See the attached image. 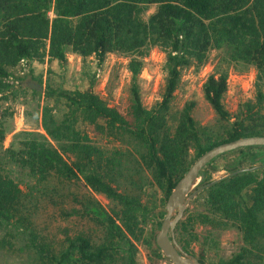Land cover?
<instances>
[{"label": "trees", "instance_id": "1", "mask_svg": "<svg viewBox=\"0 0 264 264\" xmlns=\"http://www.w3.org/2000/svg\"><path fill=\"white\" fill-rule=\"evenodd\" d=\"M151 6L156 11L146 20L144 13ZM153 47L167 55L166 81L162 101L148 109L139 79ZM222 48L233 61L254 66L264 78V0H0V94L10 88V70L24 60L44 63L49 57L67 64L72 52L86 65L95 57L99 67L94 72L85 70L88 83L84 90H49L68 108L66 131L51 123L48 108L44 113L48 135L55 141H67L63 153L35 138L19 150L4 152L8 131L0 123V248L14 247L17 228L28 237L38 264H137L136 242L142 240L152 248L151 258L168 259L157 246L156 235L145 238L142 227L149 221L161 227L166 209L156 213L142 186L124 188L123 170L126 167L130 172L121 162L124 154L92 144L87 128L105 139L134 146L164 194L165 208L176 184L211 148L264 136L262 85L256 84L255 100L243 102L231 113L224 102L229 86L224 71L210 75L202 86L220 120L219 128L200 126L193 116L194 103L177 115L172 112L182 71L204 66L209 52ZM117 52L133 57L129 63L131 98L124 112L111 107L96 89L107 55ZM225 158L222 168L230 174L262 162L264 147L241 148L218 157L204 169V185L214 181L213 173L220 169L215 164ZM13 165L26 172V179L18 177ZM129 178L134 177L130 174ZM80 182L86 190L80 189ZM96 195L111 201L110 212ZM202 196L208 214H196L190 220L233 223L245 243L238 253L218 264H264V168L224 178L203 190ZM50 209L54 217L68 221L79 217L93 223L100 235L73 234L61 226L54 233L49 227L52 223L47 222L38 230L37 218ZM188 223L182 221L177 230L186 231ZM198 259L207 264L204 254Z\"/></svg>", "mask_w": 264, "mask_h": 264}, {"label": "rangeland", "instance_id": "2", "mask_svg": "<svg viewBox=\"0 0 264 264\" xmlns=\"http://www.w3.org/2000/svg\"><path fill=\"white\" fill-rule=\"evenodd\" d=\"M155 11L156 7L151 6L144 13V19L147 20ZM50 16L51 18L55 17L53 11L50 12ZM67 58V64L49 60V57L46 58L44 63L24 60L16 68L10 70L11 76L8 80L10 88L5 93L0 94V123L8 131L3 144L4 152L9 149L19 150L32 138L58 149L61 153L64 152L63 148L67 141L62 138L55 141L48 135L44 128V113L46 108H48L49 119L52 120L51 123L55 122L62 125V129L66 131V126L70 124L66 117L68 108L64 101L58 99L56 95H51L52 93L49 90L50 88H62L64 90H75L78 88L84 90L88 83V77L84 73L85 70L89 72L99 70L98 61L95 57L89 58L87 65L82 57L75 53L69 52ZM132 58L131 55L127 56V54L118 52L108 54L96 87L101 97L111 107H116L120 112L126 110L131 98L132 77L129 71V63ZM166 58L167 55L161 48L153 47L149 55L144 59L145 64L140 75L139 85L143 104L148 109L156 107L163 99L166 81V72L164 70ZM216 71H224L228 74L229 86L227 87L228 91L224 102L231 113H236L243 102L255 100L257 83L262 85L261 89L264 92V78H260L254 66L233 61L226 48L212 49L204 66L198 68L194 65L182 71L180 84L172 101V112L174 115L183 110L187 104L194 103L193 116L200 126L215 127L216 129L221 126L215 111L205 99L204 88L202 87L208 77ZM29 82L41 85L43 90L39 91L30 88L28 86ZM87 130L92 144L106 151H116L117 149L124 154V157L121 156L120 158L121 162L130 170L128 172L126 167L123 170L122 182L124 183V188L128 187L131 190H136L139 186H142L145 198L153 200L152 205L154 204L156 207L155 212L160 213L165 210L163 207L164 194L157 187L149 172L143 167V163L136 154L134 146L105 139L97 134L93 128L88 127ZM134 143L132 142V144ZM71 160H74L73 157H71L70 162ZM225 161L226 158L215 164L220 169L213 173V180L228 175L222 168ZM262 164H264V160L254 165L261 166ZM12 168L18 177L26 179V172H22L14 165ZM246 168H250L249 165ZM130 174L134 178L130 179ZM203 185V182L199 183L198 181L195 190ZM80 186L82 191L86 190L83 182H80ZM74 188L77 189L78 187ZM201 192L189 200L182 221L188 223L193 215L208 212L205 196L199 197ZM95 197L102 207L107 212H110L111 201L102 195H96ZM70 204L72 207L80 208L78 204ZM66 207L70 208V205L66 204ZM41 214H43L42 218H37L38 230H41L45 226V222H47V224L52 223L49 227L54 233H57L55 227L61 226L69 228L73 234L85 232L100 235V232L96 231L98 227L85 219L73 217L68 221L59 215L54 217L53 209ZM188 224L186 231L182 230V228L176 231L177 240L184 252H186L184 247H187V254L196 258L204 254L207 264H218L221 259L230 258L245 247L243 235L233 223L216 225L206 223L198 218V220H190ZM142 227L145 228V238L151 234L156 235L160 230L155 221H149L148 224ZM23 232L15 228L13 234L17 239L12 240L14 247L0 248V264H38L37 254L35 250L29 248L28 237ZM136 245L138 248L137 264H173L169 259L157 260L151 258L152 248L143 240L136 242Z\"/></svg>", "mask_w": 264, "mask_h": 264}, {"label": "water", "instance_id": "3", "mask_svg": "<svg viewBox=\"0 0 264 264\" xmlns=\"http://www.w3.org/2000/svg\"><path fill=\"white\" fill-rule=\"evenodd\" d=\"M28 86L30 88H34L35 90H43V87L36 83L29 82ZM247 147H264V136L244 137L211 148L190 167L182 179H180V181L176 184L167 200L165 206L167 213L162 221L160 230L156 234L157 246L163 255L173 264H206L201 262L198 258L183 251L177 240L176 230L181 221L184 219L189 200L194 198L196 194L220 182L224 178L264 168V165L252 168H243L195 190V186L198 181L199 183L203 182V171L211 162L225 153L228 154L238 149Z\"/></svg>", "mask_w": 264, "mask_h": 264}]
</instances>
